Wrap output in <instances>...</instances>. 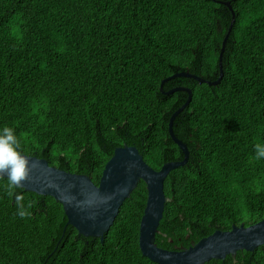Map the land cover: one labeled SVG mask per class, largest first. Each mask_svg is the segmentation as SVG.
<instances>
[{
    "label": "trees",
    "instance_id": "1",
    "mask_svg": "<svg viewBox=\"0 0 264 264\" xmlns=\"http://www.w3.org/2000/svg\"><path fill=\"white\" fill-rule=\"evenodd\" d=\"M229 1L231 8L222 3ZM234 13L222 53L221 41ZM188 71L199 82L184 76ZM188 159L164 179L155 242L180 249L232 224L264 219V0H0V129L21 153L98 183L114 148L134 145L152 168ZM0 178V264H158L142 255L140 180L113 224L78 235L49 195L16 215ZM64 229V230H63ZM204 264H264V244Z\"/></svg>",
    "mask_w": 264,
    "mask_h": 264
},
{
    "label": "water",
    "instance_id": "2",
    "mask_svg": "<svg viewBox=\"0 0 264 264\" xmlns=\"http://www.w3.org/2000/svg\"><path fill=\"white\" fill-rule=\"evenodd\" d=\"M228 5L229 1H222ZM234 22V13L229 27L221 41L218 54L219 77L209 84L218 83L222 76V53ZM184 76L202 82L203 78L186 71L176 72L162 79L159 88L167 79ZM185 91L187 100L169 117L168 133L171 139L182 149L181 160L164 162L159 169L150 167L134 145H122L114 148L106 161L98 183L82 173L66 171L48 164L45 158L24 154L30 160L31 171L24 182L25 191L39 195H49L61 203L67 218L64 225H72L78 235L98 237L101 241L104 233L113 224L123 201L129 197L137 183L142 180L146 188L145 206L139 222L138 245L145 257L158 264H204L210 259L223 260L226 255H235L238 250L253 251L264 244V219L249 225L232 224L230 229H215L207 236L180 249H166L155 242V234L162 217L166 197L163 190L164 179L173 168L188 159L186 144L172 131V123L179 112L188 104L190 89L176 86L167 91ZM5 178H7L5 176ZM63 229V230H64Z\"/></svg>",
    "mask_w": 264,
    "mask_h": 264
},
{
    "label": "clouds",
    "instance_id": "3",
    "mask_svg": "<svg viewBox=\"0 0 264 264\" xmlns=\"http://www.w3.org/2000/svg\"><path fill=\"white\" fill-rule=\"evenodd\" d=\"M19 149L20 142L15 130L7 126L0 129V178L7 177L8 194L14 196L17 206L16 215L26 218L31 215L29 209L35 206L37 201L33 200L25 206L22 192H16V189H23L31 171L29 158ZM254 152L256 159H264V144H255Z\"/></svg>",
    "mask_w": 264,
    "mask_h": 264
}]
</instances>
